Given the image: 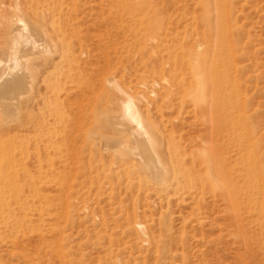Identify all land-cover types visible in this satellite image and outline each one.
I'll list each match as a JSON object with an SVG mask.
<instances>
[{
	"label": "rangeland",
	"instance_id": "obj_1",
	"mask_svg": "<svg viewBox=\"0 0 264 264\" xmlns=\"http://www.w3.org/2000/svg\"><path fill=\"white\" fill-rule=\"evenodd\" d=\"M56 4L81 28L91 52L82 51L85 67L92 68L95 60L105 64L117 54H137L128 50L134 42L131 19L137 16L147 24L159 19L158 32L162 38H172L170 48L183 47L186 54L196 49L200 59L214 66L215 75L225 72L233 81L241 117L234 127L233 154L226 145L227 132H215L197 107L194 114L184 113L176 122L175 114L165 125L176 129L175 143L183 148L193 143L194 152L188 151L198 156L203 148L215 147L207 139L218 140L226 165L236 171L239 200L235 205L223 196L207 194L198 196V203L154 205L153 200L163 199L139 182L135 166L118 152L95 150L79 139V126L88 120L80 115L74 125L79 161L69 166L66 179L59 180L62 184L32 180L22 151L23 136L14 141L21 148L13 142V149L17 147L13 156H0V264H264V0H57ZM159 40L152 38L151 45ZM137 70L128 67L131 77L124 80L126 87L135 83ZM89 99L80 97L75 105L89 107ZM188 159L184 168H189ZM250 166L254 184L248 192Z\"/></svg>",
	"mask_w": 264,
	"mask_h": 264
},
{
	"label": "bare ground",
	"instance_id": "obj_2",
	"mask_svg": "<svg viewBox=\"0 0 264 264\" xmlns=\"http://www.w3.org/2000/svg\"><path fill=\"white\" fill-rule=\"evenodd\" d=\"M56 2L0 0L1 158L13 156L14 141L23 136L22 151L32 180L61 183L69 166L79 161L74 125L81 115L88 120L85 126L79 124V139L92 149L118 152L135 166L139 182L163 199L153 200L154 205L198 203V196L207 194L223 196L236 205L237 174L233 165H226L218 140L207 139L215 147L203 148L198 156L190 153L193 143L184 148L175 143L176 129L168 130L169 124L165 125L175 114L176 122L184 113L194 114L197 107L203 122L214 125L215 132H227L226 145L233 154L234 127L241 120L233 81L224 71L215 75L214 66L200 59L196 49L193 53H198L186 54L183 47L170 48L172 38H162L158 32L159 19L147 24L137 16L131 19L134 42L128 49L137 54H117L105 64L95 60L92 68L85 67L81 55L87 48L81 28L65 17ZM152 38L160 40L151 45ZM132 65L138 68L135 83L126 87L124 80L128 81L131 73L127 70ZM84 96L90 97L91 106H76ZM234 158L231 161L236 164ZM186 159L189 168L183 167ZM252 171L247 172L248 192L254 184ZM137 228L145 232L139 223Z\"/></svg>",
	"mask_w": 264,
	"mask_h": 264
}]
</instances>
